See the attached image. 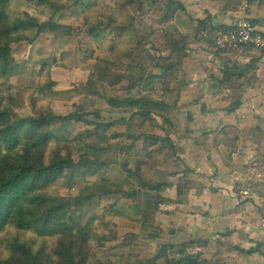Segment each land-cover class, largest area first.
Instances as JSON below:
<instances>
[{
  "label": "trees",
  "instance_id": "1",
  "mask_svg": "<svg viewBox=\"0 0 264 264\" xmlns=\"http://www.w3.org/2000/svg\"><path fill=\"white\" fill-rule=\"evenodd\" d=\"M12 1L0 0V264H207L202 254L195 253L194 241L165 244L153 259L144 260L128 254L126 248L116 249L121 244L137 246L138 239L120 235L112 223H105L104 232L96 234L86 225L103 200H116L110 206L113 211L115 205L143 200L144 227L170 203L162 193L171 184L155 181L152 174L162 161L178 158L180 152L168 129L173 128L170 113L179 97L173 85L190 51L189 37L165 30L177 12L172 0H163L164 4L159 0H77L73 4L29 0L50 12L45 21L28 12L14 15ZM71 8L83 15L80 33L85 38L97 40L102 31L115 35L116 43L107 53L92 54L96 66L84 86L86 97L103 99L114 112L125 115L112 124L99 122L100 112L90 115L94 120H85L79 109L58 116V102L50 90V65L44 59L34 62L29 75L35 83L28 89L36 94L31 97V114H17L13 90L20 72L19 48L33 46L45 33L75 35L60 25L62 14ZM227 8L237 11L240 4L229 3ZM147 9L155 11L162 28L142 34L138 21ZM207 28V23L199 22L196 35ZM235 76L233 67L225 71L226 79ZM233 90L239 91L240 86ZM240 103L233 99L227 112L237 111ZM120 122L135 127L131 144L120 145L121 135L108 132ZM113 147L120 156L132 155L137 163L143 162L139 169L129 168V162L122 164L124 172L136 179V188L95 180L111 164L108 151ZM78 181L84 188L71 193ZM58 183H63L68 195L49 193ZM182 185L192 183L182 179L179 194ZM102 249L108 255L98 261Z\"/></svg>",
  "mask_w": 264,
  "mask_h": 264
},
{
  "label": "crops",
  "instance_id": "2",
  "mask_svg": "<svg viewBox=\"0 0 264 264\" xmlns=\"http://www.w3.org/2000/svg\"><path fill=\"white\" fill-rule=\"evenodd\" d=\"M172 3L177 12L166 29L189 37L190 51L173 85L179 97L170 113L173 128L168 129L180 152L178 158L162 161L152 174L155 181L171 184L162 193L170 203L164 204L146 227L142 224L143 200L134 203L141 210L131 222L127 220L131 219L128 213L118 217L116 213L122 215L120 211L113 213L109 221L120 235L129 234L133 240L154 237L141 256L134 254L144 260L154 258L153 243L163 238L165 242L170 239L167 244L194 241L195 253L202 254L207 264H264V53L247 48L224 53L212 50L214 38L229 33L244 18L240 9L227 8L229 3L237 7L240 0H172ZM248 18L264 34V0H250ZM199 22L207 23L208 28L197 36ZM86 40L94 45L93 40L79 31L73 36L45 33L33 46L19 48L21 52L35 49L41 55L47 41L62 53L72 46L73 59L68 64H56L52 60L56 55L47 56L50 90L58 102L56 109L60 105L59 84L72 93L67 74L84 71L77 58L83 56L82 48L89 47ZM72 41L76 44L72 45ZM27 63L32 71L34 61L26 59ZM19 65L22 74L28 75L29 69L25 71L26 66ZM232 67L236 70L235 79H226L225 71ZM86 80L84 74L83 87ZM239 86V91L233 90ZM233 99L241 103L237 111L229 114L227 109ZM182 179L192 185H182L184 191L179 194ZM241 191L250 192L251 197H239ZM131 205L130 202L123 206ZM105 222L108 221L103 218L100 224L103 226ZM119 222L124 223V233H120Z\"/></svg>",
  "mask_w": 264,
  "mask_h": 264
},
{
  "label": "rangeland",
  "instance_id": "3",
  "mask_svg": "<svg viewBox=\"0 0 264 264\" xmlns=\"http://www.w3.org/2000/svg\"><path fill=\"white\" fill-rule=\"evenodd\" d=\"M76 1L77 0H59V2L70 3V4H73ZM86 1L89 2L90 0H86ZM159 2L164 4L163 0H159ZM106 3L102 2V4H106ZM25 10H29L28 11L29 14L36 17L39 21L48 20L50 17V12H48L44 8L36 7L34 4H30L29 0H13L12 1V4L10 6V11L14 15L20 16L23 12H26ZM60 25L65 26L67 28H71L74 31V33H77V31L83 33L82 31L83 15L76 8L67 9L62 14ZM167 26L168 25L164 27H167ZM138 27H139V31L142 34L149 33L152 28H156V27L162 28L161 26H159L158 17L155 15V11L153 9H147L146 14L144 16H140V20L138 21ZM165 30L171 33L169 29H165ZM86 41L88 42L89 47L82 48L83 56L77 58L79 63L84 68V71L81 72L79 70L78 73H72L71 76L67 74L69 78L68 80L71 83L69 87L72 89L73 91L72 93L71 92L67 93V91H65L67 87L62 83L59 84V89L57 92H59L60 95L57 97V99H59L60 105H59V108L56 109V112H57L56 114L58 116L65 115L66 113L74 112L77 109H79L80 113H82L85 120H88V119L94 120V118L90 115L93 114L94 112H100L102 119L99 122L104 123V124H112L113 122L118 121L120 118H123L125 115L121 114V112H114V110H112V107L109 106V103L103 99H99L95 97H92V98L86 97L85 90L83 87V79H84V74L87 79V76L91 71L89 69H92L96 66L95 61L91 60L92 54H94L95 56H99V55H102L101 52L106 53L109 50L108 47H110L111 49L114 46V44L116 43V38L114 34H108L102 31L101 37L97 40H93L94 45L89 40H86ZM48 43L49 41L46 42L47 46L46 47L44 46L41 49V55H37L35 49L33 51H28L24 49L22 50V52L20 51L21 50L20 49L17 54V60H18L17 64L20 63L22 64L23 67L26 66L25 68H23L26 71L29 69L28 67L30 66V63L26 64V59L36 62L40 59L45 58L44 61L50 63V60L47 59V56H50V54L52 56L56 55V58L53 59L52 57V60L55 61L56 64L57 62L59 63L63 62L65 64L66 63L68 64V62L73 59L72 46H69L67 50H65V52L62 53L61 51H55L54 50L55 45L48 44ZM75 44L76 42L72 41V45H75ZM98 44L100 45V47H98ZM93 48H95V50H93ZM77 60H75V62H78ZM27 72L30 74L31 69H29ZM29 74L23 75L22 72L20 71L18 73V78L15 81L16 85L13 90V97L14 99L17 100V104H18L17 114L19 115L31 114L30 112L31 107H32L31 97L36 95L32 90L28 89V87L32 85L33 82L35 83L34 77L29 76ZM2 103H3V98L1 95V88H0V107ZM81 108H82V112H81ZM76 129L77 127L76 128L73 127V130H76ZM133 129H135L134 126L133 128L130 129V127L127 124L120 122L118 123V125H115L111 129H108V132L110 131L111 134L121 135L119 144L128 145V144H131L132 140L134 139L133 137L136 134L135 130ZM111 145L113 146L114 143H111ZM108 154L110 157L111 164L104 167L100 171V173L97 175L95 180L99 183L121 184V185L127 186L129 190L132 188H136L135 186L136 179L130 178V176L124 172V167L122 166V164H124L125 162H129V168L139 169L141 167V164H143V162L140 161L139 163H137L138 162L137 160H135L134 158H131L132 155L130 157H127L125 155L120 156V154L114 150V147L109 149ZM82 188H84V183L82 181H78L76 183V186L71 190V193H75L77 190L82 189ZM65 190L66 189L64 188L63 183H58L49 191V193L53 196L61 197V196L68 195V192H67L68 190L66 191ZM114 202L116 203L115 199L103 200L101 202L100 208H98L94 214L89 215L87 217L86 225L89 226V228L91 229L92 232H94V234L104 232L103 226L100 224L101 219L104 218L105 221H108L105 223H111L109 220L110 218H112L113 213L120 211L122 212V215L118 213H116V215H119L118 217H121V216H124L125 213H128L130 214L131 219H127V220L131 222L132 218L137 217L138 213L141 210L140 205L134 204V202H131L132 204L131 206H123V205L118 204V205H115L116 210L114 211L110 210V206L114 204ZM129 207H131L132 209H130ZM143 209H144V205H143ZM98 218H101V219L98 220ZM139 223L140 222L138 221L137 224L139 225ZM123 224H124L123 222H119V226L121 227L120 233H124ZM151 231L157 232V229L151 228ZM152 241L153 240L149 241L147 237H140L138 238L137 246L131 245V244L125 246L126 244H121V245L116 246V249L122 250L123 248H126L128 254H140L141 256V253L146 250L144 248V245H147L149 248L151 246L150 243H152ZM185 241H190V239L183 240V241H175V242L182 243ZM167 243H171L170 239L168 242H165L163 238L155 240V242L153 243L155 244L154 256H155V252ZM98 253H99V256H97L98 261L99 260L102 261L108 255V251L104 249L99 250Z\"/></svg>",
  "mask_w": 264,
  "mask_h": 264
},
{
  "label": "built area",
  "instance_id": "4",
  "mask_svg": "<svg viewBox=\"0 0 264 264\" xmlns=\"http://www.w3.org/2000/svg\"><path fill=\"white\" fill-rule=\"evenodd\" d=\"M249 8L250 0H240V11L244 18L229 33L217 35L214 38L212 50L215 53L231 52L241 48H251L264 53V34L250 22ZM238 195L244 199L251 197V193L248 191H241Z\"/></svg>",
  "mask_w": 264,
  "mask_h": 264
}]
</instances>
